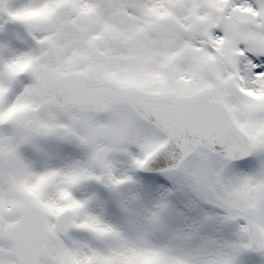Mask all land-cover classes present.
Masks as SVG:
<instances>
[{"label":"rangeland","instance_id":"obj_1","mask_svg":"<svg viewBox=\"0 0 264 264\" xmlns=\"http://www.w3.org/2000/svg\"><path fill=\"white\" fill-rule=\"evenodd\" d=\"M221 3L0 0V125L7 122L0 129V264H17L4 233L26 202L43 209L54 232L45 264H231L237 245L247 247L241 241L249 238L248 222L264 237V73L249 80L238 67L239 49L251 43L264 52V36L249 28L250 9L222 12ZM168 15L183 29L202 22L204 31L185 38L162 26ZM220 23L222 33L210 37ZM26 67L38 71L31 87H3L24 82ZM73 75L151 95L208 93L253 145L248 170L234 172V163L201 149L177 173L147 174L144 162L166 135L127 105H110L103 115L60 107L47 85ZM102 146L109 151L98 164ZM60 154L80 158L60 178L63 185L45 175L29 181L31 164L59 165ZM102 173L113 179L110 190L99 184ZM251 176L250 190H240ZM106 204L118 213L106 216ZM217 207L227 238L211 227ZM65 209L73 211L75 226L61 238L54 225Z\"/></svg>","mask_w":264,"mask_h":264},{"label":"water","instance_id":"obj_2","mask_svg":"<svg viewBox=\"0 0 264 264\" xmlns=\"http://www.w3.org/2000/svg\"><path fill=\"white\" fill-rule=\"evenodd\" d=\"M171 26H175L174 22ZM199 30L200 26L193 32ZM49 90L62 105L96 112L105 111L110 102L128 103L141 117L157 125L168 135V142L148 161L147 168L151 171L177 170L200 147H208L214 153L232 159L246 157L252 152L248 140L235 129L223 106L210 102L205 93L191 99L149 96L105 84L89 85L80 76L58 80L50 85ZM104 153L103 148L98 151L99 162ZM101 182L106 187L111 185L107 175ZM246 213H250V209H246ZM71 229V212L65 211L57 219L56 231L65 236ZM248 233L250 237L262 238L254 223L249 224ZM6 238L15 249L18 264H43L52 233L41 209L28 203L19 208V220L7 229Z\"/></svg>","mask_w":264,"mask_h":264},{"label":"snow or ice","instance_id":"obj_3","mask_svg":"<svg viewBox=\"0 0 264 264\" xmlns=\"http://www.w3.org/2000/svg\"><path fill=\"white\" fill-rule=\"evenodd\" d=\"M236 6L237 8L246 7L250 9L251 13L254 14L250 19H253L254 23H250L249 28L254 34L258 33L260 36H264V0H238ZM5 39L10 44L16 43V36L13 33L6 34ZM239 51L242 53L238 64L241 74H246V78L251 80L254 74L264 73V52H261L251 43H246ZM60 155L63 156L64 154ZM248 163L246 158L238 159L232 165V169L234 172L247 171L248 169L244 166L248 165ZM181 207H183L182 202ZM103 211L106 216L118 213V209L115 206L107 204L104 206ZM214 216L215 224L211 225V227L217 231L219 238H227L226 225L223 222V209L217 207L214 211ZM241 243L246 244L247 247L237 245L231 264H264V238H245ZM253 252L257 255H250ZM160 255L163 256V253ZM245 255L248 256L246 260L242 259Z\"/></svg>","mask_w":264,"mask_h":264},{"label":"bare ground","instance_id":"obj_4","mask_svg":"<svg viewBox=\"0 0 264 264\" xmlns=\"http://www.w3.org/2000/svg\"><path fill=\"white\" fill-rule=\"evenodd\" d=\"M151 59H153V60H151V63L158 64L155 68H156V70H159L160 69L159 63L156 62V58H151ZM63 158H62L63 162H61L59 165L58 164L57 165L54 164V166H53V163L46 162V161L45 162H40L38 164H35L36 162L33 165L31 164L29 166L30 172L28 173V177L30 175L29 181L31 183H33L40 176H44L45 175L50 180L54 179L56 177V179H58V182L56 184L57 187H60L61 185H63V183H62L63 181L61 180L63 178V176H65L66 172L70 171L72 168L75 169V165H79V162H80V160H79L80 158L76 154H71L69 156H64ZM34 165H36V166H34ZM53 167H55V168H53ZM252 179L255 180L256 179L255 176L249 177L247 179V181H245V182L243 181L241 183L240 190H242V191H245L247 189L250 190V186L249 185H250V181ZM193 251H196V249H193ZM166 252L169 253V255H170L171 250H167ZM187 252H184V254L186 255ZM184 257L185 256H183V253L181 251L180 252V258L181 259H185ZM199 264H201V262Z\"/></svg>","mask_w":264,"mask_h":264},{"label":"flooded vegetation","instance_id":"obj_5","mask_svg":"<svg viewBox=\"0 0 264 264\" xmlns=\"http://www.w3.org/2000/svg\"><path fill=\"white\" fill-rule=\"evenodd\" d=\"M27 85L26 84H24V85H12L11 87H26ZM27 87H30V85L29 86H27Z\"/></svg>","mask_w":264,"mask_h":264}]
</instances>
